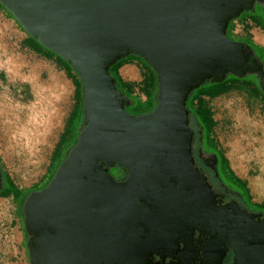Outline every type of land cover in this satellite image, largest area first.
<instances>
[{
	"label": "water",
	"instance_id": "1",
	"mask_svg": "<svg viewBox=\"0 0 264 264\" xmlns=\"http://www.w3.org/2000/svg\"><path fill=\"white\" fill-rule=\"evenodd\" d=\"M0 3L84 87L78 139L50 184L26 203L31 264H151L154 252L179 244L181 229L191 235L204 225L214 229V247L219 241L222 250H235L234 264H264V225L245 228L212 210L211 189L193 165L188 109L196 90L230 75L256 77L264 94L263 60L228 35L232 21L264 0ZM130 56L143 58L158 77V106L142 116L127 113L133 103L111 75ZM116 166L129 178L116 181L110 173ZM199 181L210 217L197 214L196 228L173 220L180 225L166 229L172 224L166 220L177 218L166 206L194 204Z\"/></svg>",
	"mask_w": 264,
	"mask_h": 264
},
{
	"label": "rangeland",
	"instance_id": "2",
	"mask_svg": "<svg viewBox=\"0 0 264 264\" xmlns=\"http://www.w3.org/2000/svg\"><path fill=\"white\" fill-rule=\"evenodd\" d=\"M248 15L251 16L243 13L233 22V40L241 42L239 37L247 28L255 34L263 31L248 20ZM261 26L264 27L262 23ZM27 37L18 21L0 4V165L22 191L33 190L54 178L68 148L78 139L84 110L81 104L65 145L52 160L70 114L79 104H75L71 74L55 59H47L25 46ZM251 40L256 46L264 45L258 36ZM128 62L120 75L131 85L133 99L143 102L154 73L142 60ZM244 80L258 81L253 76ZM152 92L149 105L127 107L128 114L142 116L156 109L158 93ZM204 101L216 122L213 136L217 147L235 174L247 182L253 201L264 203L263 155L258 153L264 147V98L238 82L230 85L229 91L213 99L205 97ZM189 120L191 126V116ZM27 241L18 202L13 197H0V264H31Z\"/></svg>",
	"mask_w": 264,
	"mask_h": 264
},
{
	"label": "flooded vegetation",
	"instance_id": "3",
	"mask_svg": "<svg viewBox=\"0 0 264 264\" xmlns=\"http://www.w3.org/2000/svg\"><path fill=\"white\" fill-rule=\"evenodd\" d=\"M249 14H251L254 23L258 25L259 28L264 30V27L261 26V23L264 25V6L259 4L256 5V11ZM230 37L234 38L233 32ZM239 38L242 42H249L247 38L242 36ZM254 49L257 55L260 56V51L256 48ZM190 129L194 132L191 149L193 165L198 174L205 178L211 189L210 198L213 204L212 210L215 208L216 211L214 210V212L216 214L219 213L221 216L229 218L233 220L235 224L244 226L245 228L264 225V207L256 206L253 199H250L249 193L246 191V187H244L241 183H238L235 178L227 172L223 162V154L220 152L216 144L214 142H210L207 137L204 138L201 130L200 137L198 138V128L194 121L193 124L191 123ZM113 169L114 171H112L111 174L116 181L121 182L129 178V172L124 168L116 166ZM0 173L1 192L5 186V173L2 171L1 165ZM193 186L198 190V195L194 197L196 198V200L193 201L194 204L188 205L183 202L184 205L176 207L175 205L170 206L171 204L166 206L169 209L170 214V208H174L175 212L178 214L176 215L175 213L177 218H170L166 220V222L172 221V224L170 223L171 225L166 223V229L168 228L171 230L174 225H180V223H174L175 220H183L187 222L189 228H196L198 227V219L196 217L197 214L204 217H210L207 210L202 205L205 203V199H208L209 197V194L205 195V190H202V188H205V185L199 181L198 183H194ZM44 188H46V186L26 191L28 192L27 195L21 197V200L18 202L20 211L23 215L24 224L27 217L25 207L28 199L31 194ZM203 197H205V199ZM198 208L201 209V211L196 213ZM165 212L167 211L165 210ZM193 214L195 215L193 216ZM202 229L203 230H201V228L195 229L191 235H186L187 230L184 228L181 229L179 244L176 246L175 244H171L160 251L158 250L154 252L149 262H151V264H234L236 256L235 250L231 247H227L225 250H222L225 246L222 244L219 246V241H215L216 245L214 247L212 242L214 229L211 225H204ZM258 232L261 233L259 230ZM26 236L28 240L34 235L27 234L26 232ZM168 240L171 241V238H168Z\"/></svg>",
	"mask_w": 264,
	"mask_h": 264
},
{
	"label": "trees",
	"instance_id": "4",
	"mask_svg": "<svg viewBox=\"0 0 264 264\" xmlns=\"http://www.w3.org/2000/svg\"><path fill=\"white\" fill-rule=\"evenodd\" d=\"M1 6L5 9V7L2 4H1ZM248 18H249L248 19L249 21H252L254 23L251 16H249ZM234 21L231 22L230 27H229V31H228L229 37H230L231 33L233 32L232 24ZM247 30H249V28ZM246 38L249 41L248 43L250 45H252L258 51H260L261 55L259 57H261V59L264 62V47L254 45L253 41L251 40L252 37L250 35H247ZM24 45L29 47L32 51H34L38 55H43L47 59H55L59 65L63 66L68 71V75L71 74L70 76H71V78L74 82V85H75V97H76V103L75 104H79V105L75 106L74 110L70 114L68 124H67V129H66L64 135H62L59 143L57 144V146L55 148V151H54V154L52 157V160H55L57 153L59 151H61L62 147L65 145L64 141L66 140V138L69 134V127L72 123L75 122V120L78 116V109L81 106V104H82V108H83V105H84V87H83L82 81L80 80L79 76L75 73V71L72 69V67L65 60H63L60 56L56 55L52 51L43 47L36 39H34L30 35H28V37L24 40ZM131 59L142 60L148 66V64L146 63V61L143 58L136 57V56H130L126 59L120 60L115 66H113L111 68V75L117 80V87H118L119 91L124 93L127 97H129L130 99H132L134 101L133 106H135V105H138V106L149 105L150 102L152 101V96L155 93V92L153 93L152 91L153 90L156 91V94L159 93L158 87H157V84H158L157 83L158 82L157 81L158 80L157 73L152 68H150L148 66L154 73L153 78L151 77V79L149 81V85H148V90L150 89L151 92H149L150 90L148 91L146 89L147 90V93H145V95L147 97L146 100L143 102L142 101H139V102L135 101L132 97L134 95V91H133L131 85H129L120 75V69L123 66L129 64L128 61ZM255 79L257 80L256 77H255ZM238 82H242L244 84V86L246 88H248L255 96L260 95L264 98V94L262 93V91L259 87L258 81L256 84L252 80L238 79V78L230 75V76H228V78L224 82L219 83V84H211L209 82L205 83L203 86H201L198 90H196L194 92L195 94L194 93L192 94V96L190 97V99L188 101V109L190 112L191 120L195 122V125L198 128V138L200 137V130L203 129L204 138L207 137L210 142H214L215 144H217V142L215 141L214 136H213V131H214L216 122L214 120L212 110L205 105L204 98L209 97V98L213 99V98L217 97L218 95L229 91L230 85L236 84ZM144 92H146V91H144ZM154 110H152V111H154ZM126 111H127V108H126ZM76 141H75V143H76ZM74 144L68 148V152L74 146ZM67 156H68V153L64 157L63 161L66 160ZM223 162L225 164V168L227 169V172L230 175H232V177H234L238 183H241L244 187H246V191L249 193L250 199H252L250 189L248 188L247 182L242 180L240 177H238L235 174V172L232 170V168L230 166L229 160L226 158V156L224 154H223ZM52 163H53V161L51 162V166H52ZM52 178H53V176L48 178V180L42 186L34 187L33 190L39 189V188H42L45 186L47 187L50 184V181ZM27 193L28 192L22 191L19 187H17L16 184L11 179V177L5 174V186L3 187V189L0 192V197H4V198L5 197H13L17 202H19L21 200V197H24L25 195H27ZM254 204L256 206H259V207H264V203H261V204L254 203Z\"/></svg>",
	"mask_w": 264,
	"mask_h": 264
},
{
	"label": "crops",
	"instance_id": "5",
	"mask_svg": "<svg viewBox=\"0 0 264 264\" xmlns=\"http://www.w3.org/2000/svg\"><path fill=\"white\" fill-rule=\"evenodd\" d=\"M246 24H249V22H246ZM234 34H236V33H234ZM247 35H250L251 37H257L258 36V38L259 37H263L264 38V30L263 31H260V33H256L255 34L254 31H253V29L252 30L249 29V30H246L245 33H242L240 36L246 38ZM262 47H264V45Z\"/></svg>",
	"mask_w": 264,
	"mask_h": 264
},
{
	"label": "bare ground",
	"instance_id": "6",
	"mask_svg": "<svg viewBox=\"0 0 264 264\" xmlns=\"http://www.w3.org/2000/svg\"><path fill=\"white\" fill-rule=\"evenodd\" d=\"M259 39V41H261L262 43H264V38L263 37H259L258 38ZM16 67V66H15ZM11 69H14V67H12ZM258 153L260 154V155H263V160H262V170H263V175H262V178H263V180H264V147H262V149H259V151H258ZM235 162V161H234ZM261 179V178H260ZM263 185V182H262V184H261V186ZM261 192V191H260ZM264 193V192H263Z\"/></svg>",
	"mask_w": 264,
	"mask_h": 264
}]
</instances>
